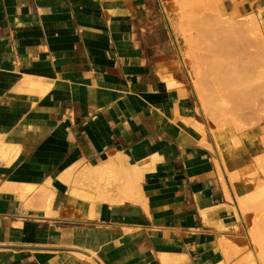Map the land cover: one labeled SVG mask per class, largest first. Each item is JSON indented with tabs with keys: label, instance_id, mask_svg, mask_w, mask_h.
<instances>
[{
	"label": "crops",
	"instance_id": "crops-1",
	"mask_svg": "<svg viewBox=\"0 0 264 264\" xmlns=\"http://www.w3.org/2000/svg\"><path fill=\"white\" fill-rule=\"evenodd\" d=\"M164 6L0 0V264H264V122L225 164Z\"/></svg>",
	"mask_w": 264,
	"mask_h": 264
},
{
	"label": "rangeland",
	"instance_id": "rangeland-1",
	"mask_svg": "<svg viewBox=\"0 0 264 264\" xmlns=\"http://www.w3.org/2000/svg\"><path fill=\"white\" fill-rule=\"evenodd\" d=\"M224 1L163 0L165 11L167 10L175 16L173 31L179 40L180 50L176 66L183 72V83L190 87L193 99L196 101L193 122L201 130L207 129L210 132L224 126H230L239 131L264 122L263 19L253 11L248 14L242 11L240 13L237 10L225 11L221 8ZM231 3L234 7L238 6L236 0H231ZM251 17L252 19H250ZM229 22H232L231 26H229ZM220 23H226L227 27L224 28L225 25L222 27ZM236 23L246 26L241 24L240 29H237L238 24ZM219 25L223 30L226 29L224 31L226 34L229 31L228 27H233L228 34H234L235 38L226 37L223 32L220 33L223 30ZM234 27H237L238 31L241 29L242 32L245 31L250 40L246 39V35H244L246 36V38L244 37L245 41L240 38L242 36L239 35V32L234 33ZM238 37L243 43L238 40ZM247 41L249 44L252 41V48ZM253 48L254 51H251ZM239 51L241 52L239 53ZM253 58L257 59L256 62ZM217 132L225 140L222 131L220 132L219 129ZM219 146H222L220 147L222 158L225 164H228L229 159L224 152L223 143ZM262 192L253 194L261 196L257 197L258 199L255 198V201L263 198L264 193L262 194ZM252 200L249 196L248 202L255 203L254 198ZM250 236L255 245L263 247L259 251V256L263 253L264 260V233H252ZM251 264H255V262L252 260Z\"/></svg>",
	"mask_w": 264,
	"mask_h": 264
},
{
	"label": "bare ground",
	"instance_id": "bare-ground-1",
	"mask_svg": "<svg viewBox=\"0 0 264 264\" xmlns=\"http://www.w3.org/2000/svg\"><path fill=\"white\" fill-rule=\"evenodd\" d=\"M255 16H256V15H255ZM215 17H216V16H215ZM224 17H225V16H224ZM219 18H220V17H219ZM257 18H258V17H257ZM213 19H214V18H213ZM246 19H247V18H246ZM250 19H252V17H251ZM223 21H224V19H223ZM247 21H249V20H247ZM214 22H217V21H214ZM221 22H222V21H221ZM227 22H228V21H227ZM227 22H226V23H227ZM250 22H251V21H250ZM250 22H249V23H250ZM256 22H257V21H256ZM258 22H259V20H258ZM226 23H223V24L220 23V24L222 25V27L225 25L224 28H226V27H227ZM230 23H231V24H230ZM233 23H235V22H233ZM243 23H244V22H243ZM236 24H238V23H236ZM241 24H242V23H240V25L238 24V25H237L238 28H237V27H234L233 30H234V33H235V32H236V33L239 32V35L242 36V37H240V38H243L244 41H245V38H246V36H247V35H246V32H245L244 30H243V31H244L245 33L242 32V29H241L240 31L237 30V29H240ZM250 24H251V23H250ZM259 24H260V23H259ZM207 25H208V24H207ZM207 25H206V26H207ZM231 25H232V22H229V26H231ZM242 25H244V24H242ZM248 25H249V24H248ZM248 25H247V26H248ZM208 26H209V25H208ZM216 26H217V25H216ZM219 26H220V25H219ZM244 26H246V25H244ZM222 27L220 26V28H222ZM242 27H243V26H242ZM232 28H233V27H232ZM232 28H229V27H228V30H229L228 32H230V29L232 30ZM236 28H237V29H236ZM215 29H217V28H215ZM244 29H245V27H244ZM246 29H247V28H246ZM251 29H252V28H251ZM253 29H254V28H253ZM222 30H223V28H222ZM218 31H219V30H218ZM224 31H226V29L223 30V31H220V33L223 32V33L225 34L226 37H227V36H230V37H234V38H235V36H233L234 34H231V35H232V36H231V35L228 34V32H227V34H228V35H227ZM246 31H247V30H246ZM248 31H250V30L248 29ZM240 32H241V33H240ZM251 32H252V31H251ZM253 32H254V31H253ZM212 33H213V32H212ZM243 33H244V34H243ZM247 33H248V32H247ZM242 34H243V35H242ZM248 34H250V32H249ZM214 35H215V34H214ZM244 35H246V36H244ZM209 37H210V36H209ZM217 37H218V36H217ZM244 37H245V38H244ZM248 37H249V36H247L246 39H248ZM223 39H224V38H223ZM243 39H242V40H243ZM230 40H231V39H230ZM235 40H236V39H235ZM238 40L241 41V39H239V37H238ZM248 40H250V39H248ZM236 42H237V41H236ZM241 42H242V41H241ZM250 42H251V43L249 44L248 41H247V43H248L249 45H251L250 48H252V41H250ZM238 43H239V42H238ZM242 43H243V42H242ZM248 44H247V45H248ZM249 45H248V47H249ZM259 45H261V44H259ZM259 45H257V46H259ZM254 46H255V45H254ZM238 47L241 48L240 46H238ZM238 47H237V48H238ZM244 47H245V46H244ZM256 49H257V48H256ZM256 49H255V50H256ZM250 50H251V49H250ZM250 50H249V52L254 51V48H253V50H251V51H250ZM256 51H257V50H256ZM240 52H241V51H239V53H240ZM252 53H253V52H252ZM254 53H255V52H254ZM257 55H258V54H257ZM257 55H256V56H257ZM261 55H262V54H261ZM252 56H253V55H252ZM253 57L255 58V56H253ZM183 58H184V57H183ZM254 58H253V59H254ZM181 59H182V58H181ZM258 59H260V58L258 57ZM254 60H255V62H256L257 59H254ZM182 61H183V59H182ZM257 64H258V63H257ZM189 75H190V74H189ZM190 77H191V76H190ZM246 86H248V85H246ZM251 88H252V87H251ZM262 92H263V91H262ZM262 92H261V93H262ZM254 93H255V92H254ZM257 95H258V94H257ZM263 95H264V94H263ZM249 97H250V96H249ZM244 104H246V103H244ZM244 109H245V108H244ZM252 109H253V108H252ZM222 112H223V111H222ZM223 114H224V113H223ZM246 114H247V112H246ZM237 137H238V136H237ZM239 138H240V137H239ZM215 139H216V143H217V142H218L219 144H222V143H223V145H224V141H225V140L222 139V136H221L220 133L217 132V133L215 134ZM221 142H222V143H221ZM218 143H217L218 147H222V146H219ZM224 152H225V151H224ZM225 154H226V153H225ZM261 163H262V162H261ZM262 164H263V163H262ZM255 165H256V164H255ZM256 166H257V165H256ZM263 168H264V167H263ZM260 170H261V169H260ZM260 188H261V187H260ZM262 190L264 191V189H262ZM260 193H261V192H260ZM263 193H264V192H262V194H263ZM262 194H260V195H262ZM255 195H256V196H255ZM255 195H253L254 197L251 196V200H252V198H254V201H255V198H257V197H261V196H259V195L257 196V194H255ZM263 195H264V194H263ZM257 199H258V198H257ZM252 201H253V200H252ZM252 201H250V202H252ZM256 202H258V201H255V203H256ZM251 205H252V204H251ZM254 206H255V205H254Z\"/></svg>",
	"mask_w": 264,
	"mask_h": 264
}]
</instances>
